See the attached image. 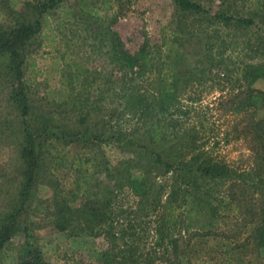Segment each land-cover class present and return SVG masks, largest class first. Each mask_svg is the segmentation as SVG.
<instances>
[{
    "label": "rangeland",
    "instance_id": "obj_1",
    "mask_svg": "<svg viewBox=\"0 0 264 264\" xmlns=\"http://www.w3.org/2000/svg\"><path fill=\"white\" fill-rule=\"evenodd\" d=\"M191 1L202 10L183 12L174 0H62L42 18V0H0V33L33 32L4 43L17 72L0 66V234L9 229L0 264H19L27 245L49 264H264L253 245L225 253L224 242L205 238L187 247L185 219L175 227L164 211L167 189L158 199L155 187L145 197L127 183L114 188L127 163L149 164L109 137L140 138L152 125L161 137L195 136L192 149L239 172L253 169V113L237 94L243 67L264 72V0ZM252 87L264 92V79ZM25 149L35 174H26ZM87 205L106 220L75 218Z\"/></svg>",
    "mask_w": 264,
    "mask_h": 264
},
{
    "label": "trees",
    "instance_id": "obj_2",
    "mask_svg": "<svg viewBox=\"0 0 264 264\" xmlns=\"http://www.w3.org/2000/svg\"><path fill=\"white\" fill-rule=\"evenodd\" d=\"M174 1L183 12L202 10L199 4L191 0ZM61 3L62 0H42L38 17L43 18ZM221 19L225 24L234 21L231 17L222 16ZM239 23L250 25L253 20H240ZM30 33L33 32L21 29L0 33V57L2 59L0 66H4L7 75L17 72V66L14 62L15 53L9 43L4 45L8 40L7 36L15 35L23 38ZM261 68L257 65L243 67V87L245 89L237 94V97L248 98V104H246L244 111L253 113L248 118L246 126L251 130L252 150L256 157L253 169H250L248 173L239 172L230 165L223 164L214 155L199 149H192L190 146L197 141H194L195 136H187L179 140H176L178 138L176 135L161 137V134L154 132V125L147 131V134L140 138L129 134L127 136L119 134V137L116 138L114 136L109 137V140H118L125 149H136L142 161L150 166L145 169L142 165L137 164L138 167L127 163L122 171L119 169L120 174L115 173L119 178L116 180L114 188L120 190L127 183L132 193L142 194L145 197L148 195V191L145 189L147 185L149 188H156L155 195L158 199L165 194L163 191L167 189L168 201L163 207L164 211L171 212L175 227H179L182 219H185L183 231H180L185 233L187 247L191 245L194 239L212 238L220 239L221 243L224 242L222 243L223 246L228 247L227 251H224L225 253L248 245L264 249V115L261 118L257 117L258 112H264V92L252 87L255 81L260 78L264 79V72ZM238 110H243V106L239 105ZM99 139L98 136L93 137V140L98 141ZM163 143L164 146H162ZM169 144L171 146L167 149L166 146ZM23 157L26 163V174H35L38 168L36 167L37 158L34 156L33 150L25 149ZM134 170H137L138 176L132 173ZM112 172L114 173V170ZM109 194L114 199L118 196L112 191ZM104 203L109 204L110 199L104 200ZM88 205L86 213L78 211L75 218L83 217L86 223L90 217L106 220L105 214L101 216L91 214ZM93 206H97V203L94 202ZM224 209L227 213H223ZM94 210H96L95 207ZM234 212L239 213V222L238 219H235ZM64 213L62 210L58 212L62 221L66 219ZM223 219H227V221L224 222ZM69 221L66 219L63 223L67 224ZM235 224L240 226V230L234 232L228 229ZM221 225L227 226L226 232L221 230ZM59 226L61 230L65 229V226ZM10 228L12 229L13 226ZM8 232L9 229L4 227L0 234V247L9 238ZM176 236L173 243L177 253L178 242L183 237L180 233ZM220 263L231 264L225 259H222ZM19 264L49 263L43 260L37 249L27 245L21 252Z\"/></svg>",
    "mask_w": 264,
    "mask_h": 264
}]
</instances>
